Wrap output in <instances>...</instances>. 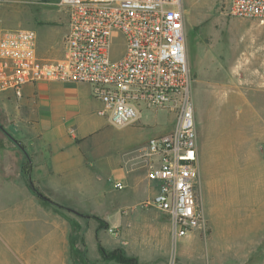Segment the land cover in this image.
<instances>
[{"label": "crops", "instance_id": "1", "mask_svg": "<svg viewBox=\"0 0 264 264\" xmlns=\"http://www.w3.org/2000/svg\"><path fill=\"white\" fill-rule=\"evenodd\" d=\"M66 29L65 23L62 31H55L56 38L52 31L47 35L32 30L39 58L61 56ZM244 70L255 93L258 63L251 60ZM103 110L86 84L36 82L24 85L20 96L0 93V264H87L82 254L88 255V245L93 247V235L98 254L101 246L119 249L138 264L170 260L167 215L142 207L122 216L127 207L107 202H99L101 211L93 208V201L108 190L104 182L122 184L123 177L138 172L145 177L146 142L115 150L95 139L101 131L125 127L111 126L99 115ZM196 132L199 190L213 195L210 210L204 212L212 231L206 237L193 231L179 239V257L173 264H264V204L254 197L258 174L264 172V153L257 152L255 140L240 135L227 144V151L218 148L207 156ZM25 160L31 165V181L49 202L29 189L21 170ZM236 207L245 212L242 219L255 221L245 232L238 225ZM93 217L118 227L120 237L105 233L99 240L93 231H82V224Z\"/></svg>", "mask_w": 264, "mask_h": 264}, {"label": "built area", "instance_id": "2", "mask_svg": "<svg viewBox=\"0 0 264 264\" xmlns=\"http://www.w3.org/2000/svg\"><path fill=\"white\" fill-rule=\"evenodd\" d=\"M58 6L67 24L58 58L38 57L32 30L0 33V93L20 96L36 82L86 84L104 106L99 115L115 128L138 122L141 108L168 111L172 128L144 147L145 178L156 192L141 206L167 215L173 247L193 231L205 237L183 0H59ZM222 12L264 23V0H228ZM114 32L121 37L115 43ZM113 45L120 50L112 59ZM109 233L118 236L116 229Z\"/></svg>", "mask_w": 264, "mask_h": 264}, {"label": "rangeland", "instance_id": "3", "mask_svg": "<svg viewBox=\"0 0 264 264\" xmlns=\"http://www.w3.org/2000/svg\"><path fill=\"white\" fill-rule=\"evenodd\" d=\"M58 3L59 0H0V33L37 30L41 34L47 32L48 35L52 31V37L56 38L59 34L55 31H62L66 23V13ZM227 3L228 0H183L186 56L192 77L194 125L201 134L207 156L218 148L227 151V144L236 141L240 135H247L255 140L257 152L264 153V23L253 19L226 17L222 10ZM119 38V34L114 32L113 43ZM119 50L118 46L113 45L112 59L117 57ZM251 60L258 63L255 93L249 90L250 82L243 76L246 74L244 65L251 63ZM172 126L173 119L168 111L141 108L136 124L121 129L109 128L101 131L95 139L106 146L113 145L115 150L126 146L136 148L145 143L146 139L166 132ZM259 176V188L254 197L255 202L264 204V172ZM121 181V189H115L112 183L104 182L108 190L100 199L93 201V208L98 207L101 211L103 209L99 202L113 203L117 207H127L121 215L128 216L135 208H142V203L151 201L156 192L155 184L149 182L142 172L134 177L127 175ZM199 191L203 199V211L207 213L213 195ZM232 192V197H236L237 190L233 189ZM234 199L236 202L238 198ZM235 213H238L236 216L241 221L238 225L244 227V232L246 226L255 222L242 219L245 212L240 207H236ZM211 226L207 221L206 236L212 231ZM217 227H220L219 223ZM81 228L87 234L93 231L96 239L104 237L105 233L115 237L109 233V229H116L118 236L115 238L120 237L118 227L95 217L90 223L82 224ZM175 247H171L170 260L168 258L166 264H173L174 260L177 262L179 246ZM102 249L111 252L105 247ZM80 255L81 252H77V256ZM88 255L82 254L88 261L87 264H118L103 260L100 253L96 252L94 235L93 247L88 245ZM123 255L135 259L138 264L137 258L125 253Z\"/></svg>", "mask_w": 264, "mask_h": 264}, {"label": "trees", "instance_id": "4", "mask_svg": "<svg viewBox=\"0 0 264 264\" xmlns=\"http://www.w3.org/2000/svg\"><path fill=\"white\" fill-rule=\"evenodd\" d=\"M21 170L23 174L27 178L28 187L29 189L41 200H46L49 202L47 198L42 195L38 189L34 186L33 182L30 179L31 174V165L28 160H25V162L22 164ZM60 209H63L62 207H59ZM99 253L103 260L105 261H114L118 264H136V260L132 258H127L123 255V253L120 250H114L111 252H106L101 247H99Z\"/></svg>", "mask_w": 264, "mask_h": 264}, {"label": "water", "instance_id": "5", "mask_svg": "<svg viewBox=\"0 0 264 264\" xmlns=\"http://www.w3.org/2000/svg\"><path fill=\"white\" fill-rule=\"evenodd\" d=\"M71 211V210H70ZM73 212V211H72Z\"/></svg>", "mask_w": 264, "mask_h": 264}]
</instances>
